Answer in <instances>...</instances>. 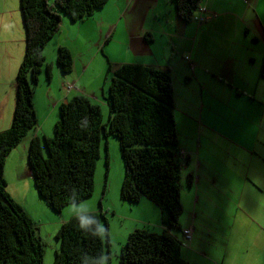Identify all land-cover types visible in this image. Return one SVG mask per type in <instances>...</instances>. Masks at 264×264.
Segmentation results:
<instances>
[{
  "label": "crops",
  "instance_id": "1",
  "mask_svg": "<svg viewBox=\"0 0 264 264\" xmlns=\"http://www.w3.org/2000/svg\"><path fill=\"white\" fill-rule=\"evenodd\" d=\"M204 7L206 21L201 25L196 21H181L173 0H164L163 3L161 0H110L91 17L71 24L63 15L60 35L57 37L56 34L50 40H54L57 51L52 59L57 60L60 47L67 48L74 58L73 70L61 77L58 73L60 67L57 65L56 68L55 62L50 63L53 79L59 81L60 78V81L58 95L52 96L54 88L51 84L43 100V108L50 111L49 119L42 124L44 113L40 114L35 92L37 126L10 153L6 165L9 160H20L22 155L26 159L33 138L52 137L49 130L43 131L46 127L52 131L59 119L55 110L70 98L83 95L99 106L101 101H106L109 106L105 89L101 95L99 84L87 74L103 50L105 33L112 39L122 36L127 48L122 60H109L114 68L123 64L171 68L180 147L189 157L182 176L186 172L185 175L194 177L191 189L197 195L193 201L197 214L204 215V209L211 205L219 207L225 217L209 233L216 232L225 238L226 228L233 227L236 233L244 235L245 255L243 258L241 254L234 255L239 259L233 258V264H264V77L261 76L264 67V0H204ZM4 28L1 26L0 32ZM77 31L83 39L87 34L96 37V41H91L98 47V53L79 67L76 58L81 55L80 51L69 46L73 42L72 33ZM64 34L65 39H62L60 36ZM13 38L9 31L0 33V49H5L4 54L0 53V59L3 57V70L10 78L17 76L25 53V45L19 43L21 39ZM99 65L101 77L104 68L101 62ZM91 83L95 84L93 89ZM70 86L75 89L68 90ZM8 92L11 91L2 89L0 124L6 129L1 128L0 132L9 129L13 120L12 114L11 119L4 112L3 103ZM31 201L26 195L23 204L18 203L33 220L27 210ZM142 203L154 212L153 215L148 213L153 220L142 218L138 221L140 225L145 222L143 225L146 226L142 227L153 229L159 221L162 222V212L145 198L139 204ZM79 205L73 209L75 216L76 209L81 208ZM232 207L237 212H231ZM197 208L204 209L198 211ZM66 219H62L63 224ZM195 219L196 215L191 227L193 237L195 230L197 232ZM161 225L164 228L163 223ZM181 227L188 229L182 224ZM196 256L200 263H203V257H206L207 264L220 262L214 257L208 259L205 254ZM192 261L200 264L196 259Z\"/></svg>",
  "mask_w": 264,
  "mask_h": 264
},
{
  "label": "trees",
  "instance_id": "2",
  "mask_svg": "<svg viewBox=\"0 0 264 264\" xmlns=\"http://www.w3.org/2000/svg\"><path fill=\"white\" fill-rule=\"evenodd\" d=\"M109 1L20 0L25 53L16 76L12 124L0 132V264L44 262V243L38 228L8 192L4 176L8 156L37 126L34 96L44 68L47 81L53 79V66L46 63L44 49L60 32L63 14L78 23L103 9ZM173 2L177 16L185 23L196 21L199 7L204 6V0ZM56 61L62 73L72 72L74 58L70 50L60 47ZM108 66L112 79L107 124L102 123L99 105L77 95L60 105L53 136L44 137V145L41 139H32L29 165L37 192L58 213L71 204L90 199L95 190L102 136L112 134L120 142L125 165L121 200L132 204H139L144 198L149 200L160 208L164 226L161 231L149 227L135 229L121 250L119 264H190L182 255L183 241L171 233L172 228L182 230L181 179L184 165L189 162L178 137L171 68L139 64L114 68L110 63ZM261 76L264 77V67ZM106 165L108 169V156ZM188 178L192 186L193 175ZM99 204L102 210L101 201ZM90 213L100 226L106 221L103 212ZM55 237L60 250L55 253L53 264H80L82 255L105 254L103 236L86 234L79 228L76 216L65 222ZM107 254L110 259V249Z\"/></svg>",
  "mask_w": 264,
  "mask_h": 264
},
{
  "label": "rangeland",
  "instance_id": "3",
  "mask_svg": "<svg viewBox=\"0 0 264 264\" xmlns=\"http://www.w3.org/2000/svg\"><path fill=\"white\" fill-rule=\"evenodd\" d=\"M53 0H49L52 2ZM164 0H161L163 3ZM6 13V14H5ZM5 14V16H4ZM64 15V14H63ZM62 15V16H63ZM65 19L69 21L68 23L71 24L72 21L67 15H64ZM1 26L5 28L2 29V32L7 33L10 32L13 35V40L17 39L20 40V45H25V36H24V27L22 22V15H21V8H20V0H0V31ZM86 31V30H83ZM0 32V33H2ZM82 33V31H80ZM79 31L72 33V48L79 49L81 55H79L77 60V66H82L86 60L95 56L97 51V46L91 40L95 38L88 37L86 35V39L80 34ZM60 34L57 35V37ZM64 34L62 39H65ZM12 40V41H13ZM16 40V41H17ZM54 41V40H53ZM50 41L45 49V58L46 63L55 62V67L57 66V61L52 59L57 51L54 49V42ZM18 43V42H17ZM102 48L103 50L100 53V56L97 59V62L89 69L88 76L94 81L96 80L99 84V93L102 95V89H105L106 99L108 98V89L112 79V73L109 72V63L114 62V60H122L123 54L126 52V43L123 41L122 36H118L115 39L110 38V35L107 36L105 33V37L102 41ZM5 49H0V53L4 54ZM75 50V49H74ZM25 52V48H24ZM100 52V50H99ZM75 54V53H73ZM120 58V59H118ZM3 57L0 59V103L3 97L2 89L5 88L13 92L5 93V102L4 105V112L7 117L12 119L14 114L15 104H16V77L10 78L9 75L3 70L2 64ZM55 60V61H54ZM110 60V62H109ZM102 63L104 72L103 75L100 77L99 73V63ZM101 65V66H102ZM81 69V68H80ZM107 71V73H106ZM61 77H63L64 73L58 72ZM58 75V74H57ZM58 78L52 79L51 82L47 81L46 78V70L43 69L42 73L40 74V81L38 86L35 89L36 92V104L40 108V114L44 113L42 118L44 117V124L50 115V111L47 110L46 107L43 108V101L46 99V90L49 88L51 84H53L54 90L52 96H57L58 89H59V81ZM85 81L87 80L84 77ZM90 80L89 83L92 81ZM101 85V86H100ZM91 88L95 87L94 83H91ZM57 88V89H56ZM71 99V98H70ZM69 99V100H70ZM105 102V104H104ZM101 108V116H102V123L107 124L109 116H110V108L107 106L106 101H101L100 104ZM59 114L60 118V107L55 110V114ZM12 114V116H11ZM176 119V117H175ZM8 119L6 118V121ZM59 120V119H58ZM12 124V123H11ZM55 125V123H54ZM48 129L45 128L43 132H51L50 136H53V128ZM4 128V125L0 124V129ZM2 129V130H3ZM47 130V131H46ZM28 137V136H27ZM40 139L43 141L44 145V136L41 135ZM45 148V147H44ZM46 150V149H45ZM21 153V152H20ZM47 153V151H46ZM22 155V153H21ZM109 157V168L107 169L106 165V158ZM186 172L183 173L181 183H182V191H181V202L184 208L183 213L180 216V226L186 227L188 229L185 230H177L172 228V233L177 237L181 238L183 241V249L182 255L186 261L190 264H194L193 259L197 260V263H200L199 257L205 254L207 258L214 257L216 260L218 259L220 262L219 264H233L232 259L234 260L239 259L238 255L241 254V258L245 255L243 251V242H244V235L236 233L233 227L226 228V236L221 237L218 233L212 231L217 224L225 217V213H222L219 207L214 205L206 207L204 209V215L197 214L195 207L193 206V201L195 200L196 196L194 192H192L191 186L189 185V178L188 175H185ZM30 165H29V156L24 159V156H21V159H14L9 160L7 162L5 168V178L8 184V192L13 196L15 200L19 203L23 204V197L27 195L28 201L32 200L31 203L28 202L27 210L30 214H32V218L38 228V233L42 238L44 243V262L43 264H53L55 253L60 250V242L56 239V234L61 228L63 224L62 219H66L67 222L70 218L75 216L73 214L74 207H77L75 204H71L67 206L64 212H55L39 195L35 184L30 177ZM125 176V165L124 160L121 155V148L120 142L117 137L112 134H108L107 136H102L101 148H100V159L97 162L96 172L94 175L95 181V190L93 196L82 202L79 207L87 209L89 212H103L106 217V221H103L101 227L104 229L103 241L105 245V256L108 258L107 264H119L120 253L125 245L129 235L138 228H142L145 224L140 225L138 220H143L150 218L153 220V217H148V213L153 215L154 212L150 209H146L144 204H132L129 202H124L121 200V185ZM102 201V205H104L103 210L100 209L99 202ZM157 211L161 212L158 206H155ZM201 208H197V210H203ZM231 212H237L235 207L229 209ZM196 215L195 219V226L197 228V232L195 230V237L192 236L188 239L185 235L186 231L191 230L193 227L194 216ZM158 217V216H157ZM106 222V223H105ZM161 221H159L158 225L154 227L152 230L161 231L162 225ZM189 226V227H188ZM159 227V228H158ZM182 228V227H181ZM157 229V230H156ZM234 231V232H233ZM209 233V234H208ZM200 234V235H199ZM204 235V236H203ZM193 237V241H192ZM187 238V239H186ZM108 240L110 244V248L108 246ZM191 241L193 242V247L191 248ZM225 242L227 245H225ZM108 249H110V259L108 257ZM190 249V250H189ZM201 254H200V253ZM234 256V257H233ZM205 260H204V259ZM203 263L200 264H207L206 257H203ZM196 264V263H195ZM213 264V263H212ZM240 264V262H237Z\"/></svg>",
  "mask_w": 264,
  "mask_h": 264
},
{
  "label": "clouds",
  "instance_id": "4",
  "mask_svg": "<svg viewBox=\"0 0 264 264\" xmlns=\"http://www.w3.org/2000/svg\"><path fill=\"white\" fill-rule=\"evenodd\" d=\"M76 219L79 228L86 234L92 237H100L104 233V229L100 226L99 221L87 209H76ZM108 258L99 254L95 257L82 255L80 257V264H107Z\"/></svg>",
  "mask_w": 264,
  "mask_h": 264
},
{
  "label": "built area",
  "instance_id": "5",
  "mask_svg": "<svg viewBox=\"0 0 264 264\" xmlns=\"http://www.w3.org/2000/svg\"><path fill=\"white\" fill-rule=\"evenodd\" d=\"M198 15L195 17V20L198 22L199 25H201L202 23H204L206 21V18L204 17V14L206 13V9L204 6H200L198 9ZM188 61L190 62V59H188ZM192 66V65H191ZM193 67V66H192ZM68 90H72L75 89L74 86H70L67 88ZM185 235L188 237V239H190L191 237V230L186 231ZM187 239V238H186Z\"/></svg>",
  "mask_w": 264,
  "mask_h": 264
}]
</instances>
